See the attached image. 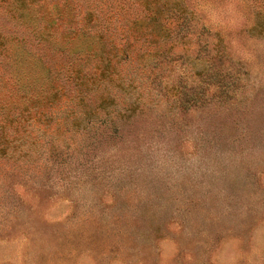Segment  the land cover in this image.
Returning <instances> with one entry per match:
<instances>
[{"label":"rangeland","instance_id":"obj_1","mask_svg":"<svg viewBox=\"0 0 264 264\" xmlns=\"http://www.w3.org/2000/svg\"><path fill=\"white\" fill-rule=\"evenodd\" d=\"M17 2L0 264H264V0Z\"/></svg>","mask_w":264,"mask_h":264},{"label":"trees","instance_id":"obj_2","mask_svg":"<svg viewBox=\"0 0 264 264\" xmlns=\"http://www.w3.org/2000/svg\"><path fill=\"white\" fill-rule=\"evenodd\" d=\"M34 13L38 14V16L40 17V23H42V31L41 34H45L48 31V28L45 27L46 24L50 23L51 20V16L48 12V5L46 0L44 2H42L41 6L38 8L33 7L32 3L30 2V0H18L17 3H15V14L18 16V18H31L34 17ZM93 13V12H92ZM82 21L78 24H76L75 26H73L74 28H71V33L72 36L71 37H79V35H85V36H92L94 38L95 37V33L92 32V28H90L83 20H85V18L83 17L81 19ZM55 31L61 32L62 31V27H61V23H58L55 27ZM18 46V45H17Z\"/></svg>","mask_w":264,"mask_h":264}]
</instances>
